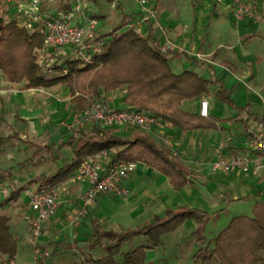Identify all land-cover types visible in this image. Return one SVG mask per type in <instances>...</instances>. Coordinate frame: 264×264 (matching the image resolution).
Instances as JSON below:
<instances>
[{"label": "crops", "instance_id": "crops-1", "mask_svg": "<svg viewBox=\"0 0 264 264\" xmlns=\"http://www.w3.org/2000/svg\"><path fill=\"white\" fill-rule=\"evenodd\" d=\"M90 1L76 0L71 7H63V12L72 10L79 2L81 8L74 15L73 23L85 29L93 26L91 33L94 36L109 32L124 15L134 14L130 25L139 22L136 30L140 34L154 37L163 51L173 55L171 65L176 73L187 68L207 78L214 76L228 90L236 107L264 119V0H257L258 19L240 21H235L230 14V0H155L144 6L138 0H99L93 7L89 5ZM114 9H118L119 13L116 14ZM50 88L24 89L21 84L8 82L0 73V99L16 105L21 111L19 116L24 119L27 118L23 112L31 117L28 112L31 110V94ZM123 93L122 89L107 93L105 100L114 107H123ZM204 97L209 102V114L217 119V129L181 131L161 122L151 134L162 147L170 149L189 172L188 183L180 190H174L166 176L142 162H137L135 170L124 180L126 194H100L88 205L84 204L88 188L86 181H71V175L58 185V207L44 223L39 238L41 247L50 253L49 264H83L89 256L93 259L105 256L104 245L94 248L90 245L94 222L104 230L125 231L116 229L134 219L145 220L134 228L137 229L152 222L156 216H162L167 210L195 208L210 215L205 207L187 205V197L193 195V180L210 184L223 182L226 185L231 179L227 172H236L233 178H238L241 170L214 169L212 163L217 159L219 150L225 156L245 150L246 127L238 118L234 106L227 104L235 110L233 115L220 118L213 112L215 103L220 101L213 94ZM201 99L184 100L181 108L198 112ZM0 171L4 175L10 174L8 179H0V183L10 187L8 180L13 177L14 169L0 165ZM245 172L258 182L264 181V170L259 173ZM137 185L139 190L135 191ZM240 189L244 190L245 187L241 186ZM209 192L211 195L206 194L205 197L213 201L212 194L215 193ZM219 193L227 195L222 190ZM254 194L257 201L264 200V187L257 188ZM240 197L244 196L232 192L230 199L234 201ZM3 200L0 199V202ZM0 212L9 217L10 231L17 242V251L12 260L15 264H34V251L30 243V223L34 213L29 207L28 197L22 191L15 200L0 206ZM189 220L175 231L163 235L161 246L147 249L144 264H147L148 254L162 248L170 236H178L177 239L186 241L187 237H194L193 241L198 245L194 235L198 224L195 220L193 223ZM214 235L205 237L210 239ZM98 248L99 251L94 253ZM154 257H151L152 261ZM155 258L157 260V256ZM6 260L7 256L0 254V264H5Z\"/></svg>", "mask_w": 264, "mask_h": 264}, {"label": "trees", "instance_id": "trees-1", "mask_svg": "<svg viewBox=\"0 0 264 264\" xmlns=\"http://www.w3.org/2000/svg\"><path fill=\"white\" fill-rule=\"evenodd\" d=\"M134 16L124 15L109 32L94 36L102 40V44L91 63L59 56L50 74L43 72L38 60V52L44 48L41 28H29L16 18L0 16V73L8 82L21 84L24 89L66 85L77 101L76 107L82 105L81 108L93 101H104L103 94L122 89L123 108L144 112L181 131L218 128L216 117L210 114L202 117L199 112L181 108L184 100L210 94L234 106L245 127L247 120L264 123V119L236 107L228 90L214 76L207 78L187 68L176 73L171 65L173 55L163 51L154 37L130 27ZM4 141L0 138V150ZM66 143L72 155L61 167L51 175L33 177L26 185L12 188L0 206L15 200L34 183L38 188L59 185L73 175L87 157L100 151L107 152L109 165L124 161L145 163L166 176L174 190H180L189 180V172L179 158L140 131L128 137L117 134L112 125L95 123L89 132L73 133ZM9 177V173L4 175L0 171L1 180ZM188 219L198 224L194 231L198 248L191 257V264H264V200L253 204L250 216L231 217L210 239L204 234L210 215L195 208L167 210L134 230H104L94 222L90 245L92 248L104 245L105 256L98 259L89 256L83 264H115V255L120 253L122 244L137 236H143L144 242L122 252V259L124 264H144L145 251L161 246L162 236L175 231ZM16 251L17 242L10 231L9 217L0 212V254L13 259Z\"/></svg>", "mask_w": 264, "mask_h": 264}, {"label": "rangeland", "instance_id": "rangeland-1", "mask_svg": "<svg viewBox=\"0 0 264 264\" xmlns=\"http://www.w3.org/2000/svg\"><path fill=\"white\" fill-rule=\"evenodd\" d=\"M75 1L38 0L36 9L32 11L28 8L27 0H0V16L16 18L18 23L27 24L29 28L41 27V23L36 21L37 14L47 16L51 13H61L63 7H71ZM97 2L99 0L90 1L89 5L93 7ZM105 5L108 6V4ZM114 12L118 14L119 10L114 9ZM43 49L38 52L39 61L42 56H45ZM102 97L105 98L106 94H103ZM76 104L77 101L69 94L67 86L58 85L46 91L31 94V110L28 111L31 117L23 112L24 117L27 118L24 119L19 116L21 111L16 108V105L9 104L6 99H0V138L5 139L1 146L0 165L15 171L12 174L13 177L8 180L10 188L26 185L33 177L53 174L66 157H71L72 149L66 143L68 137L80 130L89 132L95 124L85 122L84 127L79 130L66 127V123L72 122L74 115L79 109H82V105L76 107ZM213 112L216 116L223 118L229 114L233 115L235 110L225 103L217 102ZM103 126L107 127L108 125ZM112 127L117 134L128 137L140 131L153 138L151 134H154L155 131V127L146 130L134 125H112ZM235 173L227 172L231 179L226 185L223 182L210 184L206 181L193 180V195L187 197V205L205 207L210 213V219L205 226L206 237L223 229L231 217L252 214L251 208L258 200L254 193L257 188L263 189L264 181H256L245 171L238 172V178H233ZM31 186H36V184ZM241 186L245 189L241 190L243 189H240ZM137 189L139 190L138 185L134 187L135 191ZM210 190L215 193V195L212 194L213 201L205 197L206 194L211 195ZM220 190L225 191L227 195L223 196L219 193ZM251 190L253 193H250ZM232 192H236L237 196L244 197L232 201L230 199ZM144 222L146 221L134 219L130 223L117 227L116 230L134 229ZM189 222L193 223V219H190ZM177 237L170 236L162 248L148 254L147 264H191V257L198 248V245L193 241L194 237H187V241L177 239ZM143 242L144 237L137 236L131 241L123 243L120 253L115 255V264H122V252ZM98 251L99 248L94 253ZM152 256H157V260L154 257L152 261Z\"/></svg>", "mask_w": 264, "mask_h": 264}, {"label": "built area", "instance_id": "built-area-1", "mask_svg": "<svg viewBox=\"0 0 264 264\" xmlns=\"http://www.w3.org/2000/svg\"><path fill=\"white\" fill-rule=\"evenodd\" d=\"M155 0H138L144 6ZM220 1V0H215ZM38 0H27L30 10L34 11ZM80 4L76 2L73 9L47 16L36 15V21L41 23L44 35L45 56L41 57L40 65L44 73L50 74L57 58L62 55L69 59H81L85 63L93 61V55L99 51L102 40L96 39L91 33L93 26L85 29L73 23V17L80 11ZM229 11L235 21L243 19H258L257 0H230ZM139 22L130 25L137 29ZM199 114L207 117L209 102L206 97L200 100ZM85 122L100 123L103 125H134L142 129L151 130L160 124V121L151 115L135 109L114 107L106 100L93 101L80 109L73 117L72 122L66 123L68 129L79 130ZM245 150L240 153L223 155L221 150L217 159L212 163L214 169L223 171H251L259 173L264 170V123L247 120L244 138ZM108 154L100 151L87 157L70 177L71 181H86L88 188L85 191L84 204L92 203L95 198L104 193L115 195L126 194L124 180L135 170L137 162L124 161L109 165ZM8 184L0 183V199L10 195ZM28 197V204L34 216L30 223V243L34 251V264H49V251L41 247L39 240L42 227L48 218L57 209L59 204L60 188L58 185L48 188L27 186L23 190ZM5 264H15L7 259Z\"/></svg>", "mask_w": 264, "mask_h": 264}]
</instances>
